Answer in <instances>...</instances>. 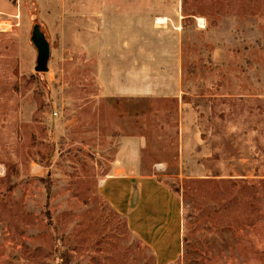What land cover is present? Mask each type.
<instances>
[{
	"label": "rangeland",
	"instance_id": "374dc122",
	"mask_svg": "<svg viewBox=\"0 0 264 264\" xmlns=\"http://www.w3.org/2000/svg\"><path fill=\"white\" fill-rule=\"evenodd\" d=\"M140 133L182 199L170 264H264V0H0V264H157L100 192Z\"/></svg>",
	"mask_w": 264,
	"mask_h": 264
},
{
	"label": "crops",
	"instance_id": "0c3cea01",
	"mask_svg": "<svg viewBox=\"0 0 264 264\" xmlns=\"http://www.w3.org/2000/svg\"><path fill=\"white\" fill-rule=\"evenodd\" d=\"M100 86L102 94L107 96L146 94L145 87L130 91L108 83ZM146 146L147 137L141 133L123 136L100 192L125 215L130 229L155 252L157 264H170L183 250L182 199L179 192L154 173L142 172V153Z\"/></svg>",
	"mask_w": 264,
	"mask_h": 264
},
{
	"label": "water",
	"instance_id": "95a60500",
	"mask_svg": "<svg viewBox=\"0 0 264 264\" xmlns=\"http://www.w3.org/2000/svg\"><path fill=\"white\" fill-rule=\"evenodd\" d=\"M31 41L37 49L35 70L37 72H47L49 70L51 46L50 42L46 38L45 33L41 30V27L38 23L33 27Z\"/></svg>",
	"mask_w": 264,
	"mask_h": 264
},
{
	"label": "bare ground",
	"instance_id": "6f19581e",
	"mask_svg": "<svg viewBox=\"0 0 264 264\" xmlns=\"http://www.w3.org/2000/svg\"><path fill=\"white\" fill-rule=\"evenodd\" d=\"M160 21H163L164 19L162 18V19H159Z\"/></svg>",
	"mask_w": 264,
	"mask_h": 264
},
{
	"label": "trees",
	"instance_id": "16d2710c",
	"mask_svg": "<svg viewBox=\"0 0 264 264\" xmlns=\"http://www.w3.org/2000/svg\"><path fill=\"white\" fill-rule=\"evenodd\" d=\"M177 191V190H176ZM178 192V191H177Z\"/></svg>",
	"mask_w": 264,
	"mask_h": 264
}]
</instances>
